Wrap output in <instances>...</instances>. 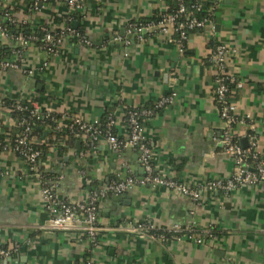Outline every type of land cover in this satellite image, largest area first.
Instances as JSON below:
<instances>
[{"label":"crops","instance_id":"1","mask_svg":"<svg viewBox=\"0 0 264 264\" xmlns=\"http://www.w3.org/2000/svg\"><path fill=\"white\" fill-rule=\"evenodd\" d=\"M205 1L214 7L209 23L187 36L182 51L169 37L153 34L137 42L124 31L127 22L161 11L162 0H84L79 19L69 26L79 25L89 45L67 38L54 56L27 41L0 37L9 49L21 47L12 56L21 70H0V98H30L40 110L59 116L60 126L73 117L91 123L109 114L115 136L125 140L126 109L152 106L172 95L169 105L142 122L141 134L160 177L197 187L234 171L219 143L221 124L207 62L221 44L228 51L227 72L242 83L235 102L243 123L232 132L240 147L245 139L242 149L251 137L264 161V0ZM3 8L13 22L30 29L62 28L74 14L52 0L40 6L8 0L0 2ZM2 122L11 126L5 117ZM76 143L63 157L53 153L47 165L55 174L58 200L81 203L89 192L126 177L134 185L98 200V232L90 248L81 233L48 227L39 184L16 157L0 152V248L11 251L0 264H82L85 259L91 264H264V183L228 193L203 191L193 202L140 184L143 171L135 150L124 148L117 155L104 139L86 143L78 137ZM141 222L188 228L201 243L160 242L133 233L131 227Z\"/></svg>","mask_w":264,"mask_h":264},{"label":"built area","instance_id":"2","mask_svg":"<svg viewBox=\"0 0 264 264\" xmlns=\"http://www.w3.org/2000/svg\"><path fill=\"white\" fill-rule=\"evenodd\" d=\"M8 0H0L1 3H6ZM32 6L47 3L50 0H26ZM57 4H63L70 13H77L82 9L84 0H52ZM175 4L174 13H162L160 19L156 23H147L145 25L137 23V21L127 22L124 26L126 35L132 36L137 42H144L153 34L169 37L176 43L179 51L183 49V42L186 41L190 32L199 31L209 23V19L201 17L196 19L191 12L187 11L184 0H169ZM168 3V0H167ZM193 11L203 9L200 1H196L190 5ZM166 10L165 2L163 8L159 12ZM214 7H210L209 13H212ZM4 20L13 22L7 13L4 14ZM179 17L186 18L183 21H177ZM59 33L53 35L46 33L42 39V47L40 48L47 56H54L57 54L60 44L69 36L72 35L71 28L63 26L57 29ZM173 35L176 39H173ZM0 37L7 38L5 30L0 29ZM78 39L77 43L88 46L89 42L82 35H74ZM18 44L26 43L21 37L12 39ZM117 41L118 37L112 39ZM18 52L14 53L16 56ZM228 51L224 45L217 44L210 51L207 57L209 67L213 72L211 94L212 101L216 107L218 119L221 124L219 143L224 154L231 157L234 164L233 173L224 179L207 180L197 187H188L170 178L160 177L153 168L150 158V148L146 141H144L141 134L142 123L138 121V117L146 119L150 118L156 111L166 107L172 102V95L169 97H162L155 101L151 109L136 108L124 111L122 122L126 128V139L119 140L115 135L111 134L115 121L109 114L106 116L105 127L99 130L97 127L98 121L91 123L84 122L77 117L71 118L65 125H57L64 128L66 131L78 135L86 143L95 142L98 139H104L109 147L118 155L122 149L131 148L138 154L139 163L142 167L143 178L140 184H145L151 187H162L173 191L181 196L188 198L193 202L199 200L201 192L207 193H228L241 186L253 185L255 183H264V161L259 158L255 144L251 137L248 138V147L242 149L236 141L232 128L237 123H243L237 118L238 107L235 102L236 94L242 88V83L237 80L232 74L226 70V60ZM45 64V63H44ZM0 70H21V64L18 59L0 60ZM25 75H30L31 70H23ZM28 101L27 106L19 104V101ZM13 109L19 113L27 111L29 118L39 120L41 118H48L50 113L45 110H40L35 101L30 98L15 99L10 108L4 107L0 98V121L4 117L7 122L11 123L9 128L2 125L0 129V152H8L16 159H18L27 174L39 184V199L44 204V210L48 216V227L52 230L60 231H76L84 234L89 242H94L97 236L98 228V200L102 198L106 192L114 195H119L126 190H129L135 183L131 177H126L121 180H114L108 183L105 188L98 191H91L88 193L85 201L81 203H69L60 201L54 195L55 179L49 182L47 186L41 185V178L37 172L36 160L39 156V151L32 146L33 141L29 137V127L25 120L21 119L14 122L8 116L7 109ZM5 109V110H4ZM144 120V121H145ZM15 127L13 131V138L10 139L8 131ZM16 127H18L16 129ZM20 129V131H18ZM15 154H18L17 157ZM249 157L253 160L254 167L249 168L246 164V159ZM131 231L136 234L146 235L154 240L160 242L166 240H188L195 244L201 243L200 239L192 236L191 230L188 228H181L177 225H172L167 228H155L149 223H136L131 227ZM11 251L0 248V261L9 257ZM85 264H91L90 260L85 259Z\"/></svg>","mask_w":264,"mask_h":264},{"label":"trees","instance_id":"3","mask_svg":"<svg viewBox=\"0 0 264 264\" xmlns=\"http://www.w3.org/2000/svg\"><path fill=\"white\" fill-rule=\"evenodd\" d=\"M165 2V7L166 10L163 12H154L150 17H147L145 19H139L136 20L137 23H141L143 25L147 23H156L159 19L162 13H174L176 7L175 4L172 1L168 0H162ZM196 1H200L201 4L203 5V9H200L199 11H193L190 7L193 3ZM185 6L187 8V11L191 12L192 16L195 17L196 19H199L201 17H205L207 19H210L211 13H209L210 7H212L211 4L207 3L205 0H184ZM8 12V9H0V29L5 30L7 34V38L5 39H14L16 37H21L24 40H26L29 43L35 44L39 49L43 45V37L46 33H49L55 37L56 34L59 33V30L53 29L50 30L44 26H39L36 27L35 29H30L27 25L23 24H18L15 22H10L9 20L3 21L2 19L5 18L4 14ZM69 19H65L64 23L65 26L70 28V23L72 21H77L79 17L77 16V13H74L68 17ZM186 18L184 17H179L177 21H183ZM72 30V35L69 36V38L73 41H78V39H75L73 36L74 35H79L82 36V30L80 26L78 25L76 28L71 29ZM197 31H193L190 33H195ZM173 39H176V37L173 35ZM183 42V47H184ZM21 48V47H20ZM19 47H14L13 49H9V47L4 44L3 42L0 41V60H12L13 59V54L16 53L17 51H20ZM1 101L4 105V107L10 108L14 100H10L7 98H1ZM28 101L26 100H21L19 101L20 105L27 106ZM143 109H151L152 106H145L142 107ZM5 110V109H4ZM9 111V118L13 120L14 122H18L19 120L23 119L26 121L24 126L27 124L29 127V137L33 141V148L37 151H39V156L36 160V165H37V172L40 175L41 178V185L42 186H47L49 182L54 181L55 174L47 171V165L50 162V157L52 156L53 153H56L59 157H63L65 154H67V151L70 149H74L75 143L78 140V135H74L73 133H70L66 131L64 128H60L57 126L56 121L59 118L57 115L50 114L48 118H41L39 120H35L33 118H29V115L27 111H14L12 108L7 109ZM130 110L126 109L125 111ZM106 115H104L97 123V127L99 130H102L105 127L106 123ZM145 120L143 117H138V121L142 123ZM3 122L0 121V129L3 128ZM15 127L11 128L8 131L10 139L13 138V131ZM18 127H16L17 129ZM20 131V129H18ZM112 135H115L113 132V129L111 131ZM0 135V140L1 139ZM93 143V142H91ZM17 157L18 154H15ZM254 161L251 160L249 157L246 159V164L248 165L249 168L254 167ZM81 236L85 237L84 234H81ZM86 238V237H85ZM93 242H90V248L93 246ZM88 257V254L86 253L85 258ZM84 258V259H85ZM82 264H85V260H83Z\"/></svg>","mask_w":264,"mask_h":264},{"label":"water","instance_id":"4","mask_svg":"<svg viewBox=\"0 0 264 264\" xmlns=\"http://www.w3.org/2000/svg\"><path fill=\"white\" fill-rule=\"evenodd\" d=\"M38 6H40V4H38ZM3 21H5V20L3 19ZM71 27L74 28V25H72ZM76 145L78 146V142L76 143ZM240 145H241L242 148L245 147V139L240 141Z\"/></svg>","mask_w":264,"mask_h":264}]
</instances>
